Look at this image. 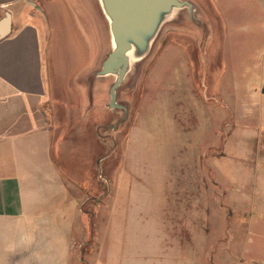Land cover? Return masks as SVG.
<instances>
[{
  "label": "rangeland",
  "instance_id": "1",
  "mask_svg": "<svg viewBox=\"0 0 264 264\" xmlns=\"http://www.w3.org/2000/svg\"><path fill=\"white\" fill-rule=\"evenodd\" d=\"M181 1L191 8L174 9L148 52L131 58L113 106L99 0H88V26L69 19L56 33V157L82 212L69 264H264V213L250 224L237 205L244 179L233 175L244 136L259 127L256 117L236 125L230 93L247 83L235 69L248 76L263 48L234 0ZM31 253L25 264L51 259Z\"/></svg>",
  "mask_w": 264,
  "mask_h": 264
},
{
  "label": "crops",
  "instance_id": "2",
  "mask_svg": "<svg viewBox=\"0 0 264 264\" xmlns=\"http://www.w3.org/2000/svg\"><path fill=\"white\" fill-rule=\"evenodd\" d=\"M234 4L253 22L250 31L263 48L248 76L235 69L233 80L247 83L230 92L236 125L244 128V121L256 117L259 127L255 135L244 136V151L235 155L233 167L236 180L244 179L237 205L246 210L252 224L263 215L259 211L264 213V0H234ZM87 5L88 0H0V262L4 264H25L35 250L37 256L51 258L46 264H65L66 256L69 264L74 255L75 218H81V205L71 195L77 183L66 176L56 157L61 152L50 105L58 98L56 33L62 24L69 27V19L71 28L83 22L82 17L88 26ZM219 7L226 18L224 7ZM223 163L219 167L228 174L225 158Z\"/></svg>",
  "mask_w": 264,
  "mask_h": 264
},
{
  "label": "water",
  "instance_id": "3",
  "mask_svg": "<svg viewBox=\"0 0 264 264\" xmlns=\"http://www.w3.org/2000/svg\"><path fill=\"white\" fill-rule=\"evenodd\" d=\"M114 6L122 14L116 16L110 26L113 50L103 64L101 75L115 74L117 80L111 89L112 106L115 103L116 90L123 82L130 66L131 58H141L149 50L162 23L174 9L191 8V4L181 0H113ZM151 16L161 17L145 38L141 39L138 52H133V43L137 32L147 24Z\"/></svg>",
  "mask_w": 264,
  "mask_h": 264
},
{
  "label": "bare ground",
  "instance_id": "4",
  "mask_svg": "<svg viewBox=\"0 0 264 264\" xmlns=\"http://www.w3.org/2000/svg\"><path fill=\"white\" fill-rule=\"evenodd\" d=\"M103 14L106 18L107 23L111 26L114 18L120 14H122L121 10H118L114 4H113V0H99ZM161 21V17H154L151 16V18H149V21L147 22V24H145L140 31L137 32V36L136 39L133 43V52H138V47L141 44V39L145 38L147 34L151 31V29ZM83 37V36H82ZM94 48V47H93ZM88 49V48H87ZM95 50V49H94ZM94 55V54H93ZM128 93L130 94V92L128 91ZM133 96V95H131ZM100 101V100H99ZM104 107V106H103Z\"/></svg>",
  "mask_w": 264,
  "mask_h": 264
}]
</instances>
